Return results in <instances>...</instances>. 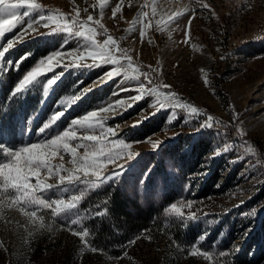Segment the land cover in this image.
I'll return each mask as SVG.
<instances>
[{"label": "rangeland", "instance_id": "1", "mask_svg": "<svg viewBox=\"0 0 264 264\" xmlns=\"http://www.w3.org/2000/svg\"><path fill=\"white\" fill-rule=\"evenodd\" d=\"M36 2L68 20L87 21L92 15L103 25V29L94 25L97 32L106 29L119 48L128 50L132 64L120 59V75L98 82L117 65L75 66L77 60L80 65L93 63L92 57L82 56L83 49L74 51L81 39L51 33L56 27L52 22L27 28V20L40 14L30 11L22 25L0 38V45L14 39V47L0 62V146L15 150L54 138L74 119L122 101L124 106L98 115L107 117L105 131L112 128L115 133L104 139L123 140L130 148L105 162L103 174L116 173L112 178L87 191L76 208L55 217L50 208H41L29 219L5 197L0 204V264H253L249 246L264 223V0ZM25 11L29 10H16L21 16ZM177 13L183 15L171 22L169 18ZM105 38L96 37L100 42ZM55 51L62 55L53 58L51 70L45 65L36 81L13 95L21 79ZM116 55L120 56L119 49ZM145 72L151 84L142 75ZM54 75L59 79L45 94L46 81ZM140 83L145 90L156 87V93L132 100L139 95ZM86 88L90 91L64 110L61 100ZM168 93L196 106L201 114L174 107ZM60 111L63 115L41 132ZM205 113L222 124L200 127ZM236 125L246 135H238ZM83 135L82 129L77 131L78 138ZM77 142L70 141V147ZM37 151L52 172L77 167L62 147L45 145ZM84 152L79 147L76 156L83 158ZM27 159L29 154L22 153V168L28 167ZM35 171L32 185L37 181L58 185L59 177L49 174L48 168ZM58 186L46 190L44 197L67 199L84 187L75 183L62 191L63 185ZM173 203L181 208L183 219L165 215ZM83 217L90 233L85 239L100 251H91L65 227ZM130 240L135 242L129 245ZM205 251L213 254L211 258L203 256Z\"/></svg>", "mask_w": 264, "mask_h": 264}, {"label": "snow or ice", "instance_id": "2", "mask_svg": "<svg viewBox=\"0 0 264 264\" xmlns=\"http://www.w3.org/2000/svg\"><path fill=\"white\" fill-rule=\"evenodd\" d=\"M25 7L29 11H25L22 16L18 15L16 10ZM203 7H207V5H203ZM32 10H40V14L35 19L27 20V28L34 30V26L47 27L49 22H52L56 24V27L51 29V33L63 32L66 35L75 36L76 38L81 39L82 42L80 46L74 51L80 52V50L83 49L82 56L92 57L93 63L80 65L77 60L74 62L75 66L94 67L99 66L100 64L117 65V67H115L112 71L105 73L104 76L100 77L98 82H106L108 79L120 75L121 68L123 67V65L119 63L120 59L126 60L127 64L131 66L132 60L128 55V50L119 48L118 41L111 35H108L106 29L102 32H97V28L94 25H98L101 29H103V25L98 19L89 15L87 21H79L76 18L68 20L59 13L44 10L41 5L36 2V0H0V38H3L6 32H13L18 25H22L24 23L23 17H27L29 12ZM119 10L120 5L118 4L116 8L113 9V15L115 16L116 12ZM181 15H183V13H177L174 17H170L169 19L171 22H175V20ZM60 21L64 22L61 23ZM89 22L93 23L89 24ZM136 22H141L139 17ZM190 23L191 20H189V25ZM144 27L146 28L147 26L145 25ZM97 35H104L106 38L100 42L96 39ZM143 36L144 30L142 29L141 37L143 38ZM13 47L14 39H9L6 44L0 45V62H2L6 52ZM117 49H119V57L116 55ZM71 54L72 53H69V55ZM61 55L62 51H55L50 53L47 57L42 58L37 65L17 84L16 88L13 90V95L22 92L28 85L36 81L37 75L43 70L45 65H47L48 70H51L53 58L60 57ZM97 58H99V64L97 63ZM2 67L3 65L0 63V68ZM142 75L145 77L148 84L153 82L149 73L145 72L142 73ZM59 76L60 75H54L46 81L45 94L47 93V90L56 82V80L59 79ZM132 78L139 80V76ZM124 79H129L127 70H125ZM157 87H160V85H157ZM163 87L170 86L163 85ZM138 89L139 95L132 97V100L141 99L145 95L156 93L157 90L156 87L145 90L146 85L144 83H140L138 85ZM88 91H90V89L86 88L76 96L69 97L67 100H61L60 103L65 106L64 110L67 109L69 104L75 103ZM166 95L170 98V100L175 101L173 104L174 107L190 109L191 113L194 115L201 114V110L196 106L187 102L181 103L177 98V94L168 93ZM121 106H124L122 101H117L115 105L109 104L107 107L102 105L98 110H92L84 116L74 119L62 134H58L54 138L45 141L26 145L15 150L0 146V153H2V157H0V204L3 203V199L6 197L12 205L18 206L20 210L29 217V219L36 217L37 211L41 208H50L51 215L54 217L66 209L76 208L84 198L87 191L97 188L116 174H103L105 162L114 161L121 153L130 148V145L123 140L109 142L104 139L105 135H114L115 133L112 128H108L107 132L105 131L104 121L107 117L98 115L100 112H107L109 110H114L115 107ZM164 106L165 105L161 104V107ZM62 115L63 111L54 113L50 120L43 125V128H41L40 131L44 132V130L48 129L49 126L55 123V121ZM205 116L206 119L201 122L200 127L212 128L214 124H222L221 121L211 115L205 113ZM171 119L172 117L169 118V122H171ZM237 119L238 114L234 113L233 120L235 121ZM81 129L84 131V135L82 138H78L77 131ZM236 131L241 137L246 135L243 128L239 125H236ZM90 132L93 134H88ZM73 140H77L78 142L75 147H70L69 142ZM85 141L91 143H85ZM45 145L56 149L62 147L65 154L70 153L72 155V162L77 165V167L75 169H63L61 167L56 172H52L51 167L44 162V155L37 151L41 148V146ZM153 146L155 147L156 145L154 144ZM79 147H83L85 149L83 158L76 156V149ZM225 150H227V147ZM249 151H251V149H249ZM22 153L29 154V159L25 162L28 165L26 168H22L19 165ZM33 153H35V155H33ZM55 154V151H53L52 155L54 156ZM131 155V153H128L129 158H131ZM40 168H48L49 174L57 175L59 177L58 185H63V187H61L62 191H67L68 186L75 183H80L84 187L80 190L79 194L67 196V199H65V196L57 197L55 199H46L44 197L45 191L59 186L41 184L39 181H37L35 185H32L29 181L32 176L38 174L35 170ZM60 171L66 172L67 175H60ZM81 173L83 174V178L81 177ZM36 192H40L41 194L36 195ZM191 204L192 201H187V205L190 206ZM255 211L256 209H252V214H254ZM165 215L175 216L181 219L184 218L183 212L181 208L178 207L177 203L171 204L165 210ZM192 218H195L194 214ZM41 219H43V217H41ZM83 219H85V217L74 219L72 220L71 225H65V227H67L73 235L78 236L86 247H90L91 251H100L99 249L92 248L89 242L85 239L90 235V233L86 227L83 226ZM73 226H79V230ZM138 238L139 237H137V239ZM203 238L204 237H201L200 239L202 240ZM134 242L135 240H130L128 241V244L130 245ZM202 254L206 258H211L213 255L212 253L206 251ZM218 255L223 256L225 254L218 253Z\"/></svg>", "mask_w": 264, "mask_h": 264}, {"label": "bare ground", "instance_id": "3", "mask_svg": "<svg viewBox=\"0 0 264 264\" xmlns=\"http://www.w3.org/2000/svg\"><path fill=\"white\" fill-rule=\"evenodd\" d=\"M260 235L254 237L252 244L249 246V256L248 259L252 261L253 264H264V223H262L261 228L258 230ZM251 238L249 241H252ZM256 242V244H255ZM244 255L242 252L241 255Z\"/></svg>", "mask_w": 264, "mask_h": 264}, {"label": "trees", "instance_id": "4", "mask_svg": "<svg viewBox=\"0 0 264 264\" xmlns=\"http://www.w3.org/2000/svg\"><path fill=\"white\" fill-rule=\"evenodd\" d=\"M115 202H116V205H120V204H119V203H120V200H119V199H116V201H115ZM132 220H133V221H137V219H136V218H133Z\"/></svg>", "mask_w": 264, "mask_h": 264}]
</instances>
